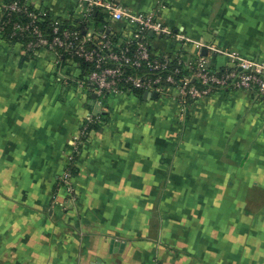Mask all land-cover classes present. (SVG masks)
Listing matches in <instances>:
<instances>
[{
    "label": "crops",
    "instance_id": "1",
    "mask_svg": "<svg viewBox=\"0 0 264 264\" xmlns=\"http://www.w3.org/2000/svg\"><path fill=\"white\" fill-rule=\"evenodd\" d=\"M121 1L159 10L186 37L264 60V0ZM32 3L87 39L134 30L102 13L83 18L77 0ZM151 42L154 51L198 54L181 40L152 34ZM85 70L77 57H32L0 39V229L29 231L21 241L2 236L17 247L3 264H264V101L224 89L185 105L175 87L99 98L82 83ZM91 118L98 125L76 157L77 197L43 193ZM27 142L39 143L33 156L46 173L25 172Z\"/></svg>",
    "mask_w": 264,
    "mask_h": 264
},
{
    "label": "built area",
    "instance_id": "2",
    "mask_svg": "<svg viewBox=\"0 0 264 264\" xmlns=\"http://www.w3.org/2000/svg\"><path fill=\"white\" fill-rule=\"evenodd\" d=\"M77 1L85 7L83 18L90 19L102 13L112 21H126L134 30L122 36L103 31L87 39L81 37L80 29H71L53 18L50 11L35 7L33 0H13L0 4V39L21 42L32 57L49 51L61 57L79 58L86 69L82 83L99 98L115 93L164 92L175 87L185 105L224 89L247 90L264 101V60L179 34L166 23L159 10L135 12L121 0ZM47 17L51 22L48 32L40 25ZM152 34L194 44L198 54L185 57L173 51H154ZM204 48L211 50L209 56L202 54ZM213 55L226 57L227 64L216 65ZM92 120L83 125L77 141H72L69 167L59 177L61 184L72 179L76 157L84 142L81 138L88 135L87 126Z\"/></svg>",
    "mask_w": 264,
    "mask_h": 264
},
{
    "label": "rangeland",
    "instance_id": "3",
    "mask_svg": "<svg viewBox=\"0 0 264 264\" xmlns=\"http://www.w3.org/2000/svg\"><path fill=\"white\" fill-rule=\"evenodd\" d=\"M80 133H81V131H80ZM80 133H79V135H80ZM79 135L77 137H75L73 140L77 141L76 138H78ZM88 135H89V133H88ZM88 135H86L84 137V139L80 137L81 140H84V142H85V140H87L89 138ZM36 145H39V143L27 142L25 145L26 146L25 156H26V162H27L25 172L27 173V175H29V174L32 175L34 173L35 169L41 170L42 173H46L49 169V167L45 163H41L42 162V161H40L41 158H38L40 155L36 156V157L33 156V155H37V153L40 152L39 150L33 149ZM68 165L63 169V171H61L58 174V177L56 178V180L53 183L51 182L52 184L50 182H46V183L43 182L42 183L44 186L43 187V189H44L43 193L51 191L52 195L54 196L58 192L59 188H63L66 190L69 197L74 198V199L77 197V192H76V189L74 187V183L72 182L73 177H75L78 173L76 166L74 167V173L72 174L73 176L71 177L72 179L68 183H62L61 184V181L59 180V177H61L67 171V169L69 167ZM70 169H71V167H70ZM31 185H32L31 180L27 179L26 187L29 188ZM31 199H32L33 203H35V204H39L40 202L42 203V200L40 201L39 197H32ZM0 203H1V200H0ZM6 205H8L9 207H12L13 205L15 206L16 203L14 204V202L10 203L7 201ZM32 218H34L33 215H27L24 220H22V218H20V221H22L23 224L26 225V224L31 223L33 221ZM32 229L35 230V228L33 226H32ZM28 233H29L28 229L27 230H13V229H6V227L3 229H0V264H3V261H2L3 255L10 256L12 258L14 255L17 254V252H16L17 247L15 245L6 244L5 242L2 243L3 242V240H1L2 236L7 235L6 238H4V241H7V239H9L11 242H12V240L13 241L14 240L15 241H21L24 237H29V236H27ZM22 246H21V248H22ZM24 247H25V245L23 246L22 249H25ZM4 258H7V257H4Z\"/></svg>",
    "mask_w": 264,
    "mask_h": 264
},
{
    "label": "trees",
    "instance_id": "4",
    "mask_svg": "<svg viewBox=\"0 0 264 264\" xmlns=\"http://www.w3.org/2000/svg\"><path fill=\"white\" fill-rule=\"evenodd\" d=\"M9 1H13V0H6V2H9ZM23 18L25 20H27V16L24 15ZM41 27L46 31H50L51 30V22L49 21V17H47V19L45 21H42L40 23ZM67 26V24H65ZM13 41H16V40H13ZM23 42H25V39H22ZM98 125V122L96 119H93L91 122L88 123V126H87V132H90L92 129L96 128Z\"/></svg>",
    "mask_w": 264,
    "mask_h": 264
},
{
    "label": "water",
    "instance_id": "5",
    "mask_svg": "<svg viewBox=\"0 0 264 264\" xmlns=\"http://www.w3.org/2000/svg\"><path fill=\"white\" fill-rule=\"evenodd\" d=\"M157 96H158V93L157 92H154V93L146 92L144 94V98H151V97H157Z\"/></svg>",
    "mask_w": 264,
    "mask_h": 264
}]
</instances>
